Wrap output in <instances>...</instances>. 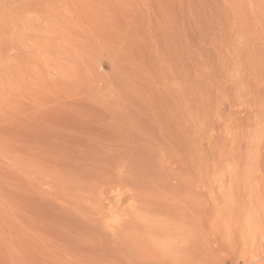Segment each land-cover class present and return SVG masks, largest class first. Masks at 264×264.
<instances>
[{"label": "rangeland", "instance_id": "rangeland-1", "mask_svg": "<svg viewBox=\"0 0 264 264\" xmlns=\"http://www.w3.org/2000/svg\"><path fill=\"white\" fill-rule=\"evenodd\" d=\"M0 264H264V0H0Z\"/></svg>", "mask_w": 264, "mask_h": 264}]
</instances>
